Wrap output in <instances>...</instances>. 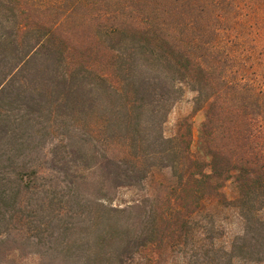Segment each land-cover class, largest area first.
I'll return each mask as SVG.
<instances>
[{
	"label": "trees",
	"instance_id": "1",
	"mask_svg": "<svg viewBox=\"0 0 264 264\" xmlns=\"http://www.w3.org/2000/svg\"><path fill=\"white\" fill-rule=\"evenodd\" d=\"M262 263L264 0H0V264Z\"/></svg>",
	"mask_w": 264,
	"mask_h": 264
},
{
	"label": "rangeland",
	"instance_id": "2",
	"mask_svg": "<svg viewBox=\"0 0 264 264\" xmlns=\"http://www.w3.org/2000/svg\"><path fill=\"white\" fill-rule=\"evenodd\" d=\"M193 95V91H191L185 85H182V94L180 98L170 108L166 119L162 125V131L165 136H171L175 131V124L177 120L185 116H188L189 120L192 121L191 129L193 130V134H196L195 130L201 119V115L199 113L192 115L191 113ZM224 191L227 193L228 197L233 196V191L231 190V187L227 186L226 188H224ZM131 195L132 193L129 191H120V197L123 200H127ZM212 209L218 212V223L220 227H222L221 229L222 233L225 236V239L232 236V234L238 231V229L240 228V223L233 210L223 209L220 207H216V209L212 207Z\"/></svg>",
	"mask_w": 264,
	"mask_h": 264
}]
</instances>
